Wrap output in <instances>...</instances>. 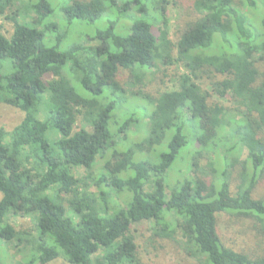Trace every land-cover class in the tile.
<instances>
[{
	"label": "trees",
	"instance_id": "obj_1",
	"mask_svg": "<svg viewBox=\"0 0 264 264\" xmlns=\"http://www.w3.org/2000/svg\"><path fill=\"white\" fill-rule=\"evenodd\" d=\"M16 1L0 0V18L14 25L10 38L0 31V71L4 62L12 68L0 73V104L24 114L11 134L0 128V243L21 253V264H140L132 228L149 223L157 237L179 232L188 257L201 264H264V255L229 248L217 233V216L227 214L254 220L264 234V198H256L264 178V0H196L199 15L184 24L176 42L167 30L153 29L169 0H68L61 13L70 26L104 20L106 28L91 38L100 46L64 51L49 47L36 29L53 16L51 1L35 0L33 24H19L18 12L6 17ZM173 67L186 71L172 79L176 90L143 91L148 77ZM65 68L72 79L63 76ZM121 71L132 74L125 85ZM48 73L54 79L46 83ZM205 76L214 78L206 88ZM136 101L146 108L140 120L128 114ZM112 118L118 138L139 124L148 136L112 153ZM188 141L196 143L193 176L168 196L164 177ZM164 145L166 152L150 155ZM142 154L148 160L140 161ZM98 159L102 171L94 176ZM72 168L85 169L98 192H87L85 178ZM126 192L131 199L120 208L117 196ZM11 214L34 216V229L19 231Z\"/></svg>",
	"mask_w": 264,
	"mask_h": 264
},
{
	"label": "rangeland",
	"instance_id": "obj_2",
	"mask_svg": "<svg viewBox=\"0 0 264 264\" xmlns=\"http://www.w3.org/2000/svg\"><path fill=\"white\" fill-rule=\"evenodd\" d=\"M37 1V0H36ZM35 0H17L15 2L14 7L6 14V17L10 18L14 16L17 12L19 16L17 17V22L19 24H33L36 20V14L34 9ZM52 3V7L54 8L53 16L47 19V24H50L48 27L46 25H36V29L39 32L45 33V41L49 47L58 46L60 51L67 50L69 47L78 44L84 47L91 46H100L99 41H92L91 38L96 33L97 30L105 29L106 23L104 20L97 21L93 24L86 23H77L75 26H70L66 19L62 16L61 8L68 4V0H50ZM170 5L166 7V11H164L161 16L157 17L154 21L155 31L157 30H167L169 34V38L171 41L176 42L180 36V32L187 22H192L198 17V13L194 8V3L196 0H169ZM197 11H202V6L200 3L196 5ZM243 11V8H240ZM133 17H139L140 14L137 11L132 12ZM158 18H160L158 20ZM35 26V25H34ZM0 28L1 33H3L7 38H10L14 25L7 18H0ZM50 31L57 32L50 34ZM59 37H62V40L58 44ZM9 62H4L2 64V68L0 73L5 75L7 72L12 70L10 68ZM163 71V69H161ZM68 70L65 68L62 72L63 76L68 79H72L67 75ZM168 74V76H167ZM186 74V71L183 67H173L170 70H164L161 73L155 75V77H148L147 81L148 87L146 90H143L145 93H156L157 91L165 92V91H173L177 89V84L172 82V79L178 77V75ZM54 76L51 73L45 74L44 81L46 83L52 81ZM132 79V74L128 71H121L119 82L121 84H127ZM214 81L212 76H205L202 80H200L202 86L204 88L208 87V83ZM73 86L77 90V92L82 94V91L78 87V84H74ZM209 89V88H208ZM106 97V96H105ZM104 97V98H105ZM108 97V96H107ZM106 97V99H107ZM131 96H128V100L131 99ZM220 104H223L226 107H230L231 102L227 103L226 100H217ZM136 103V105H135ZM133 105H131L128 109V114L135 113L136 118L140 120L143 116V111L145 112V107L143 103L136 101ZM150 104L153 102L150 101ZM225 107V108H226ZM42 108V107H41ZM119 109V107L117 108ZM227 109V108H226ZM126 111V107L123 108ZM230 117L233 115L230 112H227ZM119 114V113H118ZM40 117L43 118V115L40 114ZM24 118V114L16 108L10 107L6 104H0V128L4 129L7 133L11 134L15 128H17ZM187 118V115H186ZM114 119V120H112ZM109 123V131L111 136L114 135L113 141L115 148H112V153L114 151L124 152L128 149L132 148L135 144L143 141L147 136L148 132L145 134L140 133L142 130V125L139 124V127H135L132 125L129 129L128 135H121L118 138L116 124V118H112ZM122 120V118L120 119ZM119 121V120H118ZM84 122L82 117L78 119V126L83 127ZM86 129L91 132L93 128L91 126H86ZM190 129V130H189ZM189 138L193 141H196V135L188 125ZM143 137V138H142ZM56 138L55 135H50V139L53 141ZM195 145L196 143H192ZM192 144L190 141L186 144L185 148L181 152V155L175 163H173L168 170L167 174L164 177L166 193L168 196L173 191H176L180 185H182L185 181L190 180L191 175V159L195 153L192 148ZM167 147L164 145L159 148L156 152L150 154L151 156H159L160 153L166 152ZM109 154L106 155L108 157ZM139 157V160H148V154H142ZM210 160H214V156L212 154H208ZM236 153L231 155V157H235ZM137 158V156L135 157ZM248 158V151H243L241 155V162H245ZM151 159L149 163H151ZM225 163V162H224ZM103 160L98 159L96 166L94 168V176L98 175L102 171ZM242 171V167L237 166L236 171L232 176V193H236L237 186L240 183L239 173ZM71 172L76 178H85L84 188L87 192L97 193V189L94 186V181L89 176H87V172L83 168H72ZM127 195V196H126ZM128 198V199H127ZM256 198H264V178L258 183L256 188ZM2 199V194L0 193V201ZM130 200V195L126 193H121L117 196L116 202L118 203V207L124 208L125 204L123 200ZM125 200V201H126ZM124 201V202H125ZM68 212H70L66 206ZM96 211L100 214H104V208L97 206ZM20 215V214H19ZM9 222L15 226L19 231H32L34 229L35 218L34 216H17L11 214L9 216ZM217 233L226 246L229 248H233L239 252L250 253L253 256H263L264 255V234L261 232L259 225L254 220H240L237 218H233L227 214H219L217 216ZM132 234L135 238V242L137 245L138 251V260L140 264H201L197 259H193L188 257L187 253L184 250L182 239L177 232L172 236V238H167L163 234L160 236H154V231H152V225L147 223H142L139 225H135L132 228ZM17 249L12 246L4 245L0 243V264H21L22 263V255L18 253ZM50 264H66L62 259H58L55 262Z\"/></svg>",
	"mask_w": 264,
	"mask_h": 264
}]
</instances>
